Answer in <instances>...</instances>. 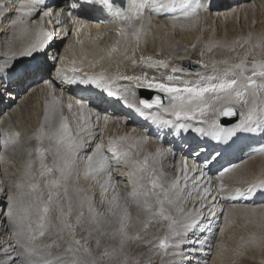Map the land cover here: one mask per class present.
Segmentation results:
<instances>
[{
    "label": "bare ground",
    "instance_id": "bare-ground-1",
    "mask_svg": "<svg viewBox=\"0 0 264 264\" xmlns=\"http://www.w3.org/2000/svg\"><path fill=\"white\" fill-rule=\"evenodd\" d=\"M180 1L163 0L162 6ZM206 1L193 0V9L175 19H156L157 8L153 7L145 13L147 21L142 31L132 36L128 29L127 34L120 30L122 33L116 37V31L123 27V17L114 18L113 26L104 28L99 35L93 31L79 46L73 44L65 54V66L71 65L67 72L75 62L79 66V84L92 83L96 79L91 73L102 67L118 79L126 77L130 92L124 89L123 93H128L131 102L137 92L146 99L144 89L168 96L162 107L143 106V117L161 119L165 127L177 122L200 124L209 133L203 139L210 141L211 148L230 134L240 144L250 135L259 141L260 135L249 133L262 128L264 122V0L238 4L233 1L218 10H211V5L204 7ZM17 4L18 0H0V67L10 61L16 63L33 46L40 49L45 40L32 13L17 16ZM135 6L141 11V3ZM195 10L200 14H194ZM101 57L103 61L98 63ZM194 59L204 60L203 64L194 63ZM253 60L260 63L252 64ZM84 71L86 76L82 75ZM159 75L167 82L159 80ZM29 78L35 81L37 75L30 74ZM251 80L256 81L248 83ZM43 88L44 79L19 105L11 106L7 115L0 113V142L5 140L8 148L15 150L14 154L8 151L9 156L24 157L17 165L22 170L20 175L12 178L3 173L4 180L0 181V211L8 191L10 195L9 212L0 216V264H73L74 258L78 262L75 264H94L88 253L76 249L74 239L79 237L83 239L82 248L99 240L97 247L91 246L92 254L107 251L97 264H177L178 257L184 260L183 244L201 247L199 250L210 248L217 222L221 223L214 253L217 257L210 264H264V201L249 203L242 193L251 187L249 191L254 192L256 183H264V142L248 148L239 161L234 159L221 177L222 182H218L211 176V166L204 164L207 156L201 151L189 152L196 158L189 160L190 170L184 173L181 159L171 149L143 137L139 128L125 118L104 119L99 115L97 121L93 120L92 109L78 101L73 112L64 111L67 119L50 125L53 116ZM51 104L54 108L57 105ZM233 105L245 112L240 122L225 125L224 120H235L237 112L225 110ZM258 105L262 109L258 110ZM107 119L109 125L104 122ZM105 148L112 152L126 150L124 164L110 168ZM5 157H0V166L6 164L12 172L14 160L10 157L5 162L8 156ZM216 160L212 157L209 161ZM6 181L21 187L17 189L15 185L12 189ZM47 181L52 182L51 190ZM39 194L44 200L37 199ZM55 201L59 202L55 208L49 206ZM236 202L239 205L233 206ZM43 208L50 209V214H45ZM61 216L70 224H56L55 218L61 220ZM139 218L149 228L140 236L125 237L126 230L139 227ZM258 224L262 226L259 231L254 228ZM64 228L68 233L62 231ZM50 241L56 242L53 252L37 247ZM161 241L172 244L166 255L156 246ZM235 250L245 262L230 260ZM225 256L231 257L225 262Z\"/></svg>",
    "mask_w": 264,
    "mask_h": 264
},
{
    "label": "rangeland",
    "instance_id": "rangeland-1",
    "mask_svg": "<svg viewBox=\"0 0 264 264\" xmlns=\"http://www.w3.org/2000/svg\"><path fill=\"white\" fill-rule=\"evenodd\" d=\"M10 37V36H9ZM0 58H1V52H0ZM122 60H123V58H122ZM2 60L0 59V62H1ZM192 61H194V63H198L199 64V62L200 63H202L203 64V61L204 60H202V59H200V60H198V59H194V60H192ZM248 63V62H247ZM258 64V63H260V62H256V60L254 61L253 60V63L252 64ZM202 64H200V65H202ZM248 64H250V63H248ZM248 64L246 65V66H248ZM245 66V67H246ZM253 67V66H252ZM256 80H251V81H249L248 83H251V84H253L254 82H255ZM258 81H260V80H258ZM204 87V86H203ZM30 93V92H29ZM28 93V94H29ZM28 94H26V95H28ZM25 95V96H26ZM147 99V100H146ZM146 101L147 102H150V98H149V96L148 95H146ZM23 100V99H22ZM21 100V101H22ZM170 103V102H169ZM168 103V104H169ZM167 104V105H168ZM257 104V102H254V105H256ZM15 105H19V102H17ZM14 105V106H15ZM24 106L26 105V104H23ZM145 105H146V103H145ZM147 106V105H146ZM235 106V107H234ZM227 109H232V110H235L236 112H238V114H239V116H238V118H242V115L244 114V112L242 113V111L244 110V108H243V110H242V107H239V106H237L236 107V105H233V106H230V107H228V108H225V110H227ZM257 109L258 110H260V109H262V106H259L258 105V107H257ZM224 110V111H225ZM7 113V112H6ZM223 114H224V112H223ZM223 117V116H222ZM206 120V119H205ZM223 120H224V117H223ZM241 120V119H240ZM229 121V120H228ZM205 122H207V120L205 121ZM224 123L225 122H227V121H223ZM223 123V124H224ZM10 125L11 124H9V127H8V129L10 130ZM225 125H228V124H225ZM7 132V131H6ZM7 142L5 141V146L8 148V145L6 144ZM4 144V142H0V149H1V147H2V145ZM196 151V150H195ZM194 151V152H195ZM14 152H15V150H11V154H14ZM20 156V160H18L17 159V157H19ZM10 157L11 156H9L8 157V160L10 161ZM11 159H13L14 161L12 162V164L10 165V167L13 169V171L11 172V169H8V165H2V166H0V172L2 173V175H1V179H0V181L2 182V179L4 180V176H3V173H5L6 174V177H8V176H12V178L15 176V177H17V175H20L19 173L22 171H20V170H18V167H19V165L21 164V161L24 159V157H22V155L21 154H19V155H13L12 157H11ZM212 159V156H211V153H210V155H208L207 156V158L204 160V162L205 161H209V160H211ZM8 161V162H9ZM17 165H18V167H17ZM14 166H15V168L18 170H16L15 168H14ZM2 167V168H1ZM15 169V170H14ZM24 171V170H23ZM17 174V175H16ZM0 182V183H1ZM5 184L6 185H8V186H10L12 189L14 188V186L16 185L14 182H8V181H6L5 182ZM45 184L47 185V187L49 188V190H51L52 189V182L51 181H47V182H45ZM20 186V184H17L16 185V187H17V189H18V187ZM21 187V186H20ZM42 187V186H41ZM9 192V191H8ZM8 192H7V194H6V198H5V200H6V204L4 205L5 207L3 208V209H1V211H0V216L1 215H6L8 212H9V203H8V201H9V199H10V195L8 194ZM52 193H54V191L52 192ZM37 199L39 200V199H43V196L41 195V194H39L38 196H37ZM44 200V199H43ZM154 200V203H158L157 201H156V199H153ZM60 202H61V205H63V206H66L65 205V203L62 201V200H60ZM59 202H57V201H55V203L54 204H49V206H54V208H55V205L56 204H58ZM25 204V203H24ZM33 208H34V205H32V206H30V209H31V211L33 212ZM25 209V208H24ZM63 210H65L64 208H63ZM48 211H49V213H48ZM2 212V213H1ZM163 212V211H162ZM23 213L24 214H26V210L25 211H23ZM45 213H47V215H49L50 214V209H46V211H45ZM224 214H225V212H223L222 214H221V217L223 218V216H224ZM53 218V217H52ZM58 218H59V216H58ZM58 218H55V222H56V224H66V225H69L70 223L69 222H66V219H64L63 220V216H61L60 218H61V220L60 219H58ZM31 219H33V216L31 217ZM71 219V217H70V215H69V220ZM137 221H139V227L138 228H136V230H134L135 229V227H136V225H134L133 226V229L131 230V231H129V230H126L125 232H124V236L126 237V235H128V236H130V237H134V236H140V232L143 234V233H145V231L149 228V224H147L146 222H145V220H142V219H137ZM136 220H135V222H137ZM134 221H133V223H135ZM215 222H217V219L215 220ZM33 223V220H31L30 221V224H32ZM218 223V225L216 226V224H215V226L217 227L216 228V230H215V232H214V234H213V236H212V242L210 243V248H206V249H202V250H199L201 247H197V246H187V244H183L182 246H181V248L183 249L182 250V254H184V260L182 259V257H178L179 259H180V261H178L177 262V264L178 263H180V264H210L211 263V260H213V258H216L217 256H215L214 255V253L217 251V249H218V235H219V231H220V228H219V226L221 225V223L220 222H217ZM136 224V223H135ZM264 224V223H263ZM262 224V225H263ZM130 225V223L128 224V226ZM65 226V225H64ZM127 226V227H128ZM132 227V226H131ZM143 228V230L142 231H140V228ZM261 227L262 226H260V224H258V225H255L254 226V228L257 230V231H259L260 229H261ZM77 230V229H76ZM64 233L65 232H67L68 233V228H64L63 230H62ZM74 232H76L75 231V229L73 230ZM137 234H139V235H137ZM209 235H211V234H209ZM90 236V235H89ZM203 236H205L206 237V235L204 234ZM0 238H1V236H0ZM208 238V237H207ZM39 239H42V237H40ZM55 239H57V238H55ZM83 239H82V237H79V238H77V239H74V243H76L75 244V246H76V249L77 250H79L80 252H85V253H88V255H90V261H92V260H94V264H97L96 263V261H97V259H99L100 258V256H102V255H104V254H106L107 253V251H103V252H101L100 253V255H97V254H92V249H91V246H93V244H95V246L97 247L98 246V241L99 240H97L96 242H91L90 244H89V247H86V246H84V248H82V246H81V241H82ZM170 242H172V241H170ZM203 242V241H202ZM208 241L206 240L205 241V243H207ZM97 243V244H96ZM56 244V242L54 241H50L49 243H45V242H42V243H39V244H37V247H42L44 250H49V248H50V251L51 252H53V249H52V247L54 246ZM52 245V246H51ZM196 245H197V243H196ZM50 246V247H49ZM156 246L159 248V250H160V252L161 253H163L164 255H166V251L168 250V248L169 247H172V244H170V243H168V241L166 242V241H161L160 243H157L156 244ZM111 247V246H110ZM109 247V248H110ZM231 247V246H230ZM86 248V249H85ZM90 248V249H89ZM116 247H111V249H115ZM204 248V247H203ZM233 249H237V248H234V247H232ZM190 249H193V251H191V252H189L190 251ZM196 251V252H195ZM205 251L206 252H208V254H207V256H205ZM56 252H60V254H61V250L59 251H56ZM192 253V254H191ZM228 253H230V252H228ZM236 253V254H235ZM235 256H236V258H234L235 256H233V257H229L230 258V260L232 261V260H234V261H236L237 260V263L240 261L241 262V260H243L244 262L246 261L245 259H243V257L241 256V255H238V253L236 252V250H235ZM55 254H57V253H55ZM177 255H179V254H177ZM226 255H228V254H226ZM92 256V257H91ZM93 256H95V258L93 257ZM188 257H191V259H190V261L188 260ZM241 257V258H240ZM246 257V256H245ZM185 258H186V260H185ZM228 257H226L225 256V262H226V260L227 259H229ZM234 258V259H233ZM193 259H195V260H193ZM162 261H163V258L161 259ZM161 260H160V262L159 263H162L161 262ZM72 261V263L73 264H75L76 262H77V260H76V258H74V259H72L71 260ZM207 261V262H206ZM55 261H49V264H52V263H54ZM197 262V263H196ZM202 262H204V263H202ZM210 262V263H209ZM78 263V262H77ZM168 264H170V262H168Z\"/></svg>",
    "mask_w": 264,
    "mask_h": 264
}]
</instances>
